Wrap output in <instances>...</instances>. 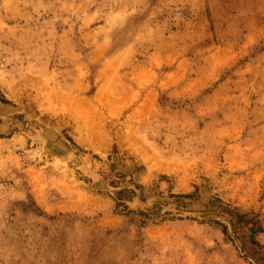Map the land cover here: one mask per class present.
Masks as SVG:
<instances>
[{"label":"rangeland","instance_id":"1","mask_svg":"<svg viewBox=\"0 0 264 264\" xmlns=\"http://www.w3.org/2000/svg\"><path fill=\"white\" fill-rule=\"evenodd\" d=\"M0 264H264V0H0Z\"/></svg>","mask_w":264,"mask_h":264},{"label":"trees","instance_id":"2","mask_svg":"<svg viewBox=\"0 0 264 264\" xmlns=\"http://www.w3.org/2000/svg\"><path fill=\"white\" fill-rule=\"evenodd\" d=\"M0 101L5 102V100L2 97H0Z\"/></svg>","mask_w":264,"mask_h":264}]
</instances>
